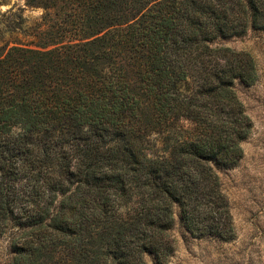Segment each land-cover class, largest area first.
<instances>
[{
  "label": "trees",
  "instance_id": "1",
  "mask_svg": "<svg viewBox=\"0 0 264 264\" xmlns=\"http://www.w3.org/2000/svg\"><path fill=\"white\" fill-rule=\"evenodd\" d=\"M6 0H0V3ZM0 47V239L9 264H168L175 209L194 236L236 230L219 168L253 128L236 83L264 0H26Z\"/></svg>",
  "mask_w": 264,
  "mask_h": 264
},
{
  "label": "rangeland",
  "instance_id": "2",
  "mask_svg": "<svg viewBox=\"0 0 264 264\" xmlns=\"http://www.w3.org/2000/svg\"><path fill=\"white\" fill-rule=\"evenodd\" d=\"M43 10L26 0L0 3V47L7 42H27ZM216 44L249 51L255 57L259 77L253 84L238 81L240 100L253 121L250 136L243 142L244 156L233 168H219L222 189L230 203L236 236H194L175 209L171 235L175 250L168 264H264V30L250 29L243 36L221 39ZM11 259L10 237L0 239V264ZM148 264H157L147 256Z\"/></svg>",
  "mask_w": 264,
  "mask_h": 264
}]
</instances>
